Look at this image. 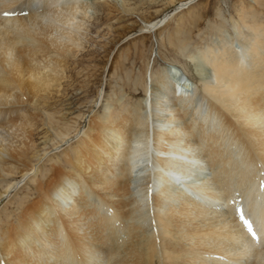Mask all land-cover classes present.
I'll use <instances>...</instances> for the list:
<instances>
[{
    "label": "bare ground",
    "instance_id": "6f19581e",
    "mask_svg": "<svg viewBox=\"0 0 264 264\" xmlns=\"http://www.w3.org/2000/svg\"><path fill=\"white\" fill-rule=\"evenodd\" d=\"M27 1L26 16L15 10L20 0H0V110L8 99L38 102L57 93L75 52L70 43L75 46L79 28L72 21L82 0ZM168 1L189 9L194 0ZM254 2L259 8L237 2L238 47L220 34L215 47L187 52L190 37L168 38L189 65L199 53L208 78L194 88L174 79L169 67L155 78L152 98L141 76L143 102L91 120L76 157L63 154L73 170L55 166L57 176L38 184L40 201L2 233L0 264H264V233L246 217L253 238L235 213L264 191V0ZM100 3L105 20H113L158 2ZM164 20L147 21L142 39ZM51 54L56 57L48 60ZM32 118L0 120V128L16 127L24 137L19 147L0 149V171L21 164L23 176H31L23 158ZM78 131L62 134L65 143ZM136 172L145 177L135 194L130 181Z\"/></svg>",
    "mask_w": 264,
    "mask_h": 264
},
{
    "label": "rangeland",
    "instance_id": "374dc122",
    "mask_svg": "<svg viewBox=\"0 0 264 264\" xmlns=\"http://www.w3.org/2000/svg\"><path fill=\"white\" fill-rule=\"evenodd\" d=\"M20 1L19 5L14 6L15 10L20 9L21 13L27 16L28 1ZM101 1L82 0L77 18L72 21L79 28L76 37L72 36L77 40L75 46L70 43V48L75 49V52L67 58V71L63 74L58 92L48 95L45 101L38 102L29 101L27 98L23 99L24 103L17 104L14 99H8L7 106L0 110V120L7 123L11 120L19 121V124L26 115L33 116V136L28 142L31 143L28 155L23 158L26 166L33 168L31 176H23L24 172L21 173V170L24 166L21 164H10L0 171V249L5 242L2 233L11 224L18 223L25 208L37 200L40 201L37 192L39 182L46 183L55 178L52 177L57 176L53 175L55 166H60L65 172L73 170V167L65 163L63 154L66 151L73 158L76 157L80 147L79 136L88 133L90 121L99 119L110 111L121 112L124 107H134L143 102L146 94L143 87L138 85L141 76L149 96L153 95L152 98L155 96V78L169 67V74L174 79L185 81L194 88H199L200 82L203 81L201 79L208 78L211 72L204 66L201 55L196 53V64L194 62L189 65L186 59L174 53L168 39L171 35H175V39L184 36L183 34L190 37L187 52L196 46L215 47V42H220L221 35L226 36L235 47L239 46L236 30L241 23L236 10L239 0H194L192 3L188 2L189 9H185L183 4L177 6L170 4L168 0H157L158 3L149 6L150 8L138 7L139 12H135L131 17L118 13L113 20H105L107 13L102 9ZM243 1L259 8L254 0ZM85 7L87 10L83 11L82 8ZM183 8L185 10H182ZM65 9L60 7L59 11L65 12ZM262 9L264 11V8ZM161 18H165L162 23L165 26L143 35L145 38L142 39L146 22ZM118 19H121L120 24ZM132 24V27H128ZM63 26L65 31L67 26ZM64 31L61 32H67ZM77 46L79 47L76 48ZM55 57L56 54H51L48 60ZM194 66L198 68L200 76ZM175 87L178 93L183 90L180 86ZM100 91L103 92L102 98H99ZM172 103L169 104L173 105ZM69 130H79V138L74 137L65 143L62 134ZM21 134L16 127L0 128V149H7L9 152L10 148L19 147L24 138ZM141 162L143 163V160ZM142 163L140 166L145 164ZM8 168H13V172L8 173ZM144 177L142 172H136L134 179L130 181L135 194L143 184ZM9 185L13 187L12 190L4 194ZM146 211L147 207L140 212L146 215Z\"/></svg>",
    "mask_w": 264,
    "mask_h": 264
},
{
    "label": "snow or ice",
    "instance_id": "6c2138e0",
    "mask_svg": "<svg viewBox=\"0 0 264 264\" xmlns=\"http://www.w3.org/2000/svg\"><path fill=\"white\" fill-rule=\"evenodd\" d=\"M241 219L244 220V224H245L246 227L248 228L249 233L253 236V238H255V237H256V234H255V232L253 231V228H252V226H251V223H250L248 220L244 219L243 216H241Z\"/></svg>",
    "mask_w": 264,
    "mask_h": 264
}]
</instances>
